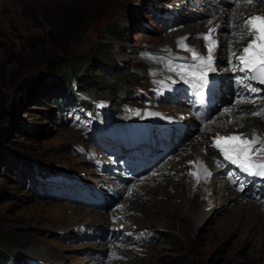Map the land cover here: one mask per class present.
Segmentation results:
<instances>
[{"label": "rangeland", "instance_id": "obj_1", "mask_svg": "<svg viewBox=\"0 0 264 264\" xmlns=\"http://www.w3.org/2000/svg\"><path fill=\"white\" fill-rule=\"evenodd\" d=\"M175 2L0 0V108L4 106L9 111L7 118L0 117V129L8 135V146L33 151L30 165L34 171L36 159V163H42L39 170L48 165L43 159L46 156L67 160L83 176L108 184L104 187L108 206L95 208L62 196L50 197L46 194L50 189L41 187L37 176L33 180L22 178L14 168H20L19 162L3 163L0 166V237L11 235L20 247L19 253L45 255L50 260L64 258L67 264H264V198L238 192L226 180L223 170L217 169L213 135H209L208 149L204 152L210 163L207 169L210 175L205 176L204 170L199 182L196 177L191 181L193 185L189 183L192 170L187 160H194L191 146L206 134L202 124L205 121L196 120L193 116L196 114L191 113L185 119L188 130L176 141L172 139V146L166 145L171 150L158 158L157 165L153 163L148 173L129 181V176L122 174L126 179L120 183L93 164L94 159L111 160L110 155L100 149L102 143L109 142L107 135L93 138L88 131H82L80 120L72 124L70 118L66 121L60 116L56 103L39 101L37 92L29 97L17 90L24 79L41 73L50 59L70 58L65 71L67 76L73 77L78 67L76 62L103 54L115 59L116 72L127 73L121 80L129 89V95L134 96L136 91L153 97L152 77H160L163 71L161 58L153 56L154 52L176 49L187 53L180 46L183 40L188 47L207 53L208 41L200 39L199 35L207 32V26L219 12L217 7L229 9L233 4V0ZM152 4L176 7L173 20H183L170 26V19L154 16ZM72 5L79 6L83 16L77 38L63 49L67 40L60 33V18ZM226 9L228 16L234 11ZM113 23L124 26L126 35L108 32V26ZM218 30L220 37L229 41L230 28L221 25ZM231 50L232 47L226 52L227 57L218 55L216 58L219 75L228 90L226 93V89L219 88L216 110L224 107L226 94L234 93L237 88L229 82L231 74L227 63L232 58ZM75 81L73 79V83ZM260 107H264V103L262 106L252 104L254 111L261 115H253L252 111L250 116L260 118L264 127V109L259 110ZM212 117L206 122L212 121ZM227 125V121L216 124ZM232 130L239 132L240 128ZM82 146L85 152L76 148ZM179 157L183 159L177 162ZM167 164L174 167L164 170ZM139 178L146 180L138 184ZM110 186L118 193L111 191ZM209 188L213 190L212 195ZM76 194L85 198L82 191ZM139 196L143 202L138 200ZM121 212L125 214V219L121 220L123 226L110 230V219ZM97 213L101 215L96 217ZM126 228L139 231V235L132 238L133 234L122 233Z\"/></svg>", "mask_w": 264, "mask_h": 264}, {"label": "trees", "instance_id": "obj_2", "mask_svg": "<svg viewBox=\"0 0 264 264\" xmlns=\"http://www.w3.org/2000/svg\"><path fill=\"white\" fill-rule=\"evenodd\" d=\"M82 12L79 6L72 5L61 16L62 30L60 33L67 40V45L62 46L63 49H67L68 45L77 38L79 21H81L83 16ZM107 29L108 32L116 36H124L127 32L126 28L118 23L109 25ZM70 60V58L65 57L48 60L41 73L24 79L17 86L18 92L27 94L29 97L31 93L37 92L39 101L56 103L59 109L61 105H64V96L70 97L71 101L80 100L81 97L88 100L103 98L116 105L122 101H133L132 96L128 94L129 89L125 86V82L121 80V76L127 73L119 74L116 72L118 66L114 58L97 54L88 59L76 62L75 66L78 67L73 77L67 76L65 71L71 62ZM73 79H76L75 83H73ZM8 115V109L2 106L0 108V117L5 119ZM7 136V133L1 128L0 166L3 163L6 165H14L19 162L18 167L20 168H17V166H14V168L19 171L23 179L33 180L35 175L38 174L30 165L33 161L31 157L34 155L33 151L9 147ZM4 144L6 145L4 146ZM19 159L21 160L19 161ZM43 159L47 164L74 168V164L67 160H53L46 156H43ZM36 161L33 162L34 166ZM17 246L18 244L12 240L11 235L0 237L1 261L8 257H16L18 248H20Z\"/></svg>", "mask_w": 264, "mask_h": 264}, {"label": "snow or ice", "instance_id": "obj_3", "mask_svg": "<svg viewBox=\"0 0 264 264\" xmlns=\"http://www.w3.org/2000/svg\"><path fill=\"white\" fill-rule=\"evenodd\" d=\"M252 3L253 0H247ZM264 3V0H259ZM244 32L240 33V39L250 37L240 54L232 52V56L239 61L233 70L245 73L244 77H237V82L243 84L246 80L257 81L264 84V13L249 16L243 23ZM215 29H210L208 34L203 38L209 43L207 45V55H201L197 50L188 48L182 40L180 46L191 53L193 60L197 63L179 68H171L170 71L177 72V75L186 84H190L194 89H203L209 85V72L215 71L213 68V52L217 46L216 40L213 39ZM233 35H236L235 33ZM253 92L260 89L246 85ZM199 97L203 98L204 92H198ZM242 102V101H241ZM225 111H228L227 109ZM253 115H261L260 112L254 111ZM260 144V147H256ZM224 155V157L236 164L249 175L264 177V160L257 162L254 158L264 152V137H261L254 131L249 134L220 136L217 134L213 145ZM202 167V165H201ZM192 175L197 177L199 182L200 175L193 172ZM204 175H210L205 170Z\"/></svg>", "mask_w": 264, "mask_h": 264}, {"label": "bare ground", "instance_id": "obj_4", "mask_svg": "<svg viewBox=\"0 0 264 264\" xmlns=\"http://www.w3.org/2000/svg\"><path fill=\"white\" fill-rule=\"evenodd\" d=\"M217 9L219 10V12L216 15H214L213 20L207 26L208 27L207 32L203 34L204 36H206L210 29H215V31L212 34L213 39L216 40V44H217V46L213 52L214 58H217L218 55L219 56L223 55V56L227 57L228 54L226 52H228V49L230 47H232L234 51L242 50L244 47H246L247 41L250 39V37H245L244 39H240V33L245 31V29L242 27V25H243L244 21L249 16L259 15V14L264 13V3L259 4L258 1H255V0H253L252 3H248L247 0H233V4H232L231 8L226 9V7L225 8L224 7H220V8L217 7ZM225 9L226 10L234 9V11L232 14H230L228 16V12L224 11ZM221 25L224 27L227 26L232 31V35H231V38L229 39V41H226V39H223L220 37L221 36L220 31H219L220 29L218 30V28ZM234 33L236 35H233ZM203 35H199L200 39H202L201 37H204ZM247 38H248V40L246 41ZM225 41L227 42V44L225 46H223L222 43L223 42L225 43ZM196 45H198V43L195 44V47H197ZM233 50H231V51L234 52ZM237 90H238L237 88H234V91H237ZM226 108L228 111H225L223 117H220L223 113L222 111L225 110ZM185 111H187V110L182 108V107H178L175 110V112H177L178 115H180L183 112L185 113ZM252 111H254V109L252 108V104L250 102L245 101L241 98H238V99L232 98L231 100H227L225 102V105L223 108L217 109V110L215 109V111H212L209 114L207 119L210 118L211 116H213L211 118L212 121L206 122V120H207L206 119L205 123H202L203 127H204V132L206 134L201 138V140L199 142H197V143H195V145L191 146V148H192L191 150H193L192 154H193L194 160L192 159V160H187V161L190 163L189 168L192 170V173L197 172L200 175L204 170L207 171V169H209L210 163L206 157V154L204 153L208 149L207 142H208L209 135H213L214 138H216L217 134L220 136H228V135H240L243 132V134L249 135L254 131L255 133H257L261 137H264V127L261 124V122H259L260 118H258V117L255 118V117L250 116V113H252ZM217 117H219V118H217ZM183 118L186 119L187 117H183ZM215 118H217V119H215ZM196 120L200 121V118L196 117ZM232 120H234V121L232 122ZM225 121L228 122L227 127L216 126V124H220L221 122H225ZM234 128H240V131L239 132H237V130L233 131L232 129H234ZM174 147H177V146L175 145ZM182 159L183 158L179 157L176 160H177V162H179V160H182ZM159 161L160 160H158V158H157V160L154 164L157 165ZM169 161H167V162H169ZM184 161L186 162V160H184ZM201 165H202V167H201ZM152 166H153V164H152ZM172 167H174L172 164H167L166 167L164 168V170L165 169H171ZM148 168L149 167H143L141 169L139 176H142V175L148 173ZM177 168L178 167H175L174 169H177ZM192 173L189 174V177H188L190 185H193L191 183V181H194L196 178V176L192 175ZM120 174L122 175V173H120ZM123 179H126V178H123ZM146 179H150V177H147ZM146 179L139 178L140 181L138 184H141ZM148 184H149V181H148ZM148 191H150V190H148ZM162 192H164V191H162ZM209 192L212 195L213 190L211 188H209ZM138 200L143 202L141 196L138 197ZM248 205H250V204H247V206ZM258 207L259 206H256V208H258ZM139 208H140V206H139ZM98 214L99 213L96 214V217H99L101 215V214H99V215ZM124 217H125V214L122 212L118 216H116V215L113 216L108 223V225L110 226V230H114L116 227L121 228L123 226V221H121V220ZM116 219H117V221H115Z\"/></svg>", "mask_w": 264, "mask_h": 264}, {"label": "clouds", "instance_id": "obj_5", "mask_svg": "<svg viewBox=\"0 0 264 264\" xmlns=\"http://www.w3.org/2000/svg\"><path fill=\"white\" fill-rule=\"evenodd\" d=\"M218 169V168H217ZM221 171V170H220ZM236 188V187H235ZM236 190L238 191V189L236 188ZM238 192H240V191H238ZM247 193V195H249V196H252V197H256V198H258V199H261V198H264V197H261L260 196V192H256V191H254V192H247V191H242V192H240V193ZM123 231V232H122ZM121 232L122 233H127L128 235L129 234H133V236H132V238H135L136 237V235H139V231H136V232H133L132 230H128V228H126V230H121ZM110 236L109 237H111V235H112V233H110L109 234ZM123 236V235H122ZM130 236V235H129ZM101 237V236H100ZM108 239V238H107ZM112 256V255H111ZM56 260H59V261H65V259L64 258H59V259H56ZM65 263V262H64Z\"/></svg>", "mask_w": 264, "mask_h": 264}]
</instances>
